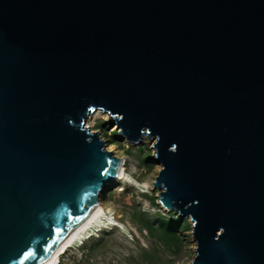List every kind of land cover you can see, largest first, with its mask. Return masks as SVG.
I'll list each match as a JSON object with an SVG mask.
<instances>
[{
	"label": "water",
	"instance_id": "water-1",
	"mask_svg": "<svg viewBox=\"0 0 264 264\" xmlns=\"http://www.w3.org/2000/svg\"><path fill=\"white\" fill-rule=\"evenodd\" d=\"M154 139L189 264H264V0H0V264H43Z\"/></svg>",
	"mask_w": 264,
	"mask_h": 264
},
{
	"label": "rangeland",
	"instance_id": "rangeland-1",
	"mask_svg": "<svg viewBox=\"0 0 264 264\" xmlns=\"http://www.w3.org/2000/svg\"><path fill=\"white\" fill-rule=\"evenodd\" d=\"M95 111L100 114L91 117L92 129L104 149L119 159L124 176L114 177L100 189L97 201L102 216L47 264H189L194 248L191 223L163 210L157 190L150 185L160 169L151 158L154 139L143 136L128 142L109 114Z\"/></svg>",
	"mask_w": 264,
	"mask_h": 264
},
{
	"label": "bare ground",
	"instance_id": "bare-ground-1",
	"mask_svg": "<svg viewBox=\"0 0 264 264\" xmlns=\"http://www.w3.org/2000/svg\"><path fill=\"white\" fill-rule=\"evenodd\" d=\"M93 112L94 113L92 115L88 114L86 116V118L89 116V120H86V119L84 120L86 126H88L89 129L91 128V131H95L94 129H92L93 128V126H92L93 122L91 120V117L92 116L93 117H97L100 114V111L96 112L94 110ZM104 117L107 118V115L104 114ZM123 176H124L123 167H122V164L119 163L114 177L122 178ZM102 213H103V210H102L100 204L97 201V204L94 207H92L86 213V215L67 233V235L56 246V248L49 255V257L44 261L43 264H47V263L51 262L56 257V255L60 252V250L68 244V242H71V240L76 238L81 232H84L86 230V228L91 226L92 223H94L97 219H99L102 216Z\"/></svg>",
	"mask_w": 264,
	"mask_h": 264
},
{
	"label": "trees",
	"instance_id": "trees-1",
	"mask_svg": "<svg viewBox=\"0 0 264 264\" xmlns=\"http://www.w3.org/2000/svg\"><path fill=\"white\" fill-rule=\"evenodd\" d=\"M91 236V235H90ZM87 237H89V235L87 236ZM90 238V237H89Z\"/></svg>",
	"mask_w": 264,
	"mask_h": 264
}]
</instances>
